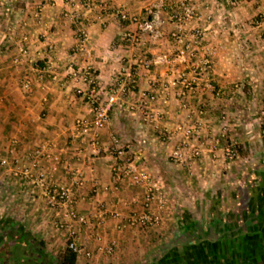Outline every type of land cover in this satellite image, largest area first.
<instances>
[{
  "label": "crops",
  "instance_id": "crops-1",
  "mask_svg": "<svg viewBox=\"0 0 264 264\" xmlns=\"http://www.w3.org/2000/svg\"><path fill=\"white\" fill-rule=\"evenodd\" d=\"M158 1L0 0V149L15 146L10 168L0 166V264H46L43 257L53 258L65 240L38 189L10 171L52 140L59 159L41 158L40 167L61 185L75 170L84 181L77 210L91 221L103 211L101 243H116L106 256L90 226L76 223L78 242L93 254L75 264H264V122L253 117L264 108V0H195V14L181 23L172 18L175 0H163L162 35L153 37L140 23ZM120 11L136 21L120 20ZM80 31L84 50L77 48ZM84 66L94 70L97 88L117 96L97 144L75 126L92 115L77 92L90 87L73 74ZM196 121L201 127L187 135ZM224 126L238 149L230 162L216 143ZM185 141L200 149L191 164L170 156ZM115 144L123 160L159 177L167 193L160 210L153 206L160 225L114 228L143 195L115 178ZM185 194L198 198L197 208L185 205ZM185 234L196 238L185 243Z\"/></svg>",
  "mask_w": 264,
  "mask_h": 264
},
{
  "label": "built area",
  "instance_id": "built-area-1",
  "mask_svg": "<svg viewBox=\"0 0 264 264\" xmlns=\"http://www.w3.org/2000/svg\"><path fill=\"white\" fill-rule=\"evenodd\" d=\"M173 11L172 18L178 23L188 20L196 12L195 0H175L171 3ZM164 6V1L159 0L157 4L147 9V17L140 23L142 30L150 33L153 37L162 35L159 25L161 22L160 11ZM67 15V14H66ZM120 20H133L136 18L130 15L127 11H120L116 14ZM74 18H77L74 15ZM178 37L177 33L172 34ZM87 38L86 32L80 31V41L77 45L78 50H84V40ZM21 53H25V48L21 45L19 48ZM183 54V50L181 51ZM158 60L154 61L157 62ZM204 70H207L210 61H203ZM144 66L148 68L149 62H144ZM78 76V80L84 85L89 86L87 91L85 87H79L77 92L87 99L90 106L91 117L89 119L78 117L75 120V126L83 134H91L92 142L97 144L98 132L108 123L110 111L113 104L117 101L116 93L110 89L97 88L96 77L91 66H84L78 73H73ZM184 87L189 88L188 81L183 79ZM28 87V84H25ZM214 88L212 85H208ZM151 116V115H150ZM260 118L264 122V109L260 111ZM224 119V116H222ZM201 127V122L196 121L193 127L186 130L187 135H191L192 131H197ZM216 143L223 142V155L227 161H233L238 156L237 144L227 137L226 126L222 127L217 134ZM170 136L169 132L165 131L162 138L166 139ZM16 139L11 140V144H15ZM57 144L55 141H47L40 147L33 150L27 157L26 165L20 168H12L10 171L15 176L23 174L26 176L33 188L38 189L46 206L56 212V219L53 221V226L56 230L63 232L66 246L76 254V258H91L93 251L87 246L78 242V233L75 229L76 223L88 224L92 229V237L98 243L97 250L110 256L114 253L116 243L114 239L106 243L102 242V234L100 228L104 224V212L99 211L92 216V221L89 216L81 214L77 210L78 197L77 192L83 187L84 181L82 177L75 171L68 172L70 177L69 185H61L53 182L50 179L49 173L40 167V159H51L57 161L59 153L55 151ZM112 153L119 161L113 166V174L116 179L123 177L127 178L130 185L143 189V195L139 206L133 209L125 220H119L114 228L117 231H123L126 228H145L149 226H158L161 224V217L153 211L154 204H157V209H161L167 203V193L163 185L156 175L151 173L144 166H138L129 157L123 160V146L114 145ZM15 155V146H9L6 149V154L0 149V166L10 168V157ZM200 155L198 145L189 146L187 141L180 143L171 152V158L176 163H193ZM15 158V157H14ZM120 158V159H119ZM112 216H117L112 213Z\"/></svg>",
  "mask_w": 264,
  "mask_h": 264
},
{
  "label": "rangeland",
  "instance_id": "rangeland-1",
  "mask_svg": "<svg viewBox=\"0 0 264 264\" xmlns=\"http://www.w3.org/2000/svg\"><path fill=\"white\" fill-rule=\"evenodd\" d=\"M264 109V108H263ZM260 109H256V108H254L253 109V117H259L260 116ZM199 193V192H198ZM201 193V192H200ZM189 194H185V205L187 204L188 205V207L190 206V207H193L194 209L195 208H197V205L195 204V202L197 201V199L198 198H194V199H190V200H188L187 201V196H188ZM197 196V195H196ZM195 196V197H196ZM195 215H198L197 213H194ZM195 221L196 222H201V220H197V219H195ZM164 239H165V237H163ZM167 238V237H166ZM194 238H196V237H194V236H190V235H187L186 236V234H185V243L188 241H191V240H193ZM163 239V240H164ZM195 240V239H194ZM58 244H59V246L57 247V248H55V256H58L59 255V252L62 250V249H64L65 247H66V243H65V240L64 241H62V242H58Z\"/></svg>",
  "mask_w": 264,
  "mask_h": 264
},
{
  "label": "trees",
  "instance_id": "trees-1",
  "mask_svg": "<svg viewBox=\"0 0 264 264\" xmlns=\"http://www.w3.org/2000/svg\"><path fill=\"white\" fill-rule=\"evenodd\" d=\"M193 226H194V224H193V223H190L189 227H193ZM219 242H220V241H219ZM209 243H210L211 246H212V244H213L214 242H213L212 239H211V240L209 241ZM226 243L229 244V241L227 240ZM193 245H195V244H193ZM191 248H192V246H191ZM193 249H195V247H194ZM195 252H196V251H195ZM195 252H193V254H194ZM58 257H59V261H60L59 264H75V262H76V260H77V258H76V254H75L72 250H70L67 246L59 252ZM197 257H198V258H196V259H197V260H198V259L200 260L199 256H197ZM234 260H235V259H234ZM209 263H210V264H213L212 262H209ZM206 264H208V263H206Z\"/></svg>",
  "mask_w": 264,
  "mask_h": 264
},
{
  "label": "flooded vegetation",
  "instance_id": "flooded-vegetation-1",
  "mask_svg": "<svg viewBox=\"0 0 264 264\" xmlns=\"http://www.w3.org/2000/svg\"><path fill=\"white\" fill-rule=\"evenodd\" d=\"M44 258V262L46 263V264H59V257L58 256H54L53 258H51L50 259V257L48 256V255H46L45 257H43ZM25 260H27L28 261V259H27V257H26V259L24 258V262L23 263H26V261Z\"/></svg>",
  "mask_w": 264,
  "mask_h": 264
}]
</instances>
